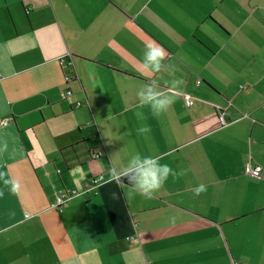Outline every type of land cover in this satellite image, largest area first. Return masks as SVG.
<instances>
[{"label":"crops","instance_id":"1","mask_svg":"<svg viewBox=\"0 0 264 264\" xmlns=\"http://www.w3.org/2000/svg\"><path fill=\"white\" fill-rule=\"evenodd\" d=\"M147 43L165 50L157 73ZM146 80L175 96L159 117L144 107L148 139ZM3 119L0 173L20 189L0 178V264H264V0H0ZM133 151L183 171L145 199L109 178Z\"/></svg>","mask_w":264,"mask_h":264},{"label":"clouds","instance_id":"2","mask_svg":"<svg viewBox=\"0 0 264 264\" xmlns=\"http://www.w3.org/2000/svg\"><path fill=\"white\" fill-rule=\"evenodd\" d=\"M146 52L143 54V68L154 73L160 71L164 65L165 50L163 47L154 43L145 44ZM157 81H145L144 86L137 92L139 97V105L134 115L141 124L136 128V132L143 135L145 139L149 138L151 131L150 125L143 123L146 119L145 106H148L151 114L159 117L162 113L167 111L169 106L174 103L175 96L162 92L154 87ZM179 81H170L172 87H175ZM9 147L8 141L0 137V153L5 152ZM109 178L121 182H126L135 189L139 195L145 199H151L153 194L160 189V187L172 177L175 179L183 169L173 168L171 164L162 162L157 156L151 154H142L139 151H133L129 155L126 163L122 167L109 168ZM0 178L3 180V185L9 193L15 194L20 189L18 180L10 176L5 177L0 173ZM195 192L206 191V185L198 183L193 186ZM4 189H0V197H3ZM115 195V194H114Z\"/></svg>","mask_w":264,"mask_h":264},{"label":"built area","instance_id":"3","mask_svg":"<svg viewBox=\"0 0 264 264\" xmlns=\"http://www.w3.org/2000/svg\"><path fill=\"white\" fill-rule=\"evenodd\" d=\"M59 63L62 68H67L68 70L69 69L72 70V71L69 70L65 73V81L67 83H69L74 78H76V74L72 68L73 60L69 53L59 57ZM200 83H201V80H198L197 84H200ZM72 95H73L72 90L70 88H67V90L65 91V96L71 97ZM184 102L187 107H190L194 104V98L188 94H185ZM76 106L80 107L81 103L80 102L76 103ZM217 110L219 112V120H220L221 125H226L228 123L226 119V108L217 106ZM8 122L9 121L7 119L0 120V128L8 125ZM245 174L253 178L260 179L262 178V174H263V166L261 164L253 165L249 162L245 166ZM102 179H103L102 177L94 179L91 185L87 184L85 185V188L83 189L85 191H89L93 189V187H95L96 184H98ZM79 193L80 192L78 189L66 190L62 192L56 197V200L52 204V207L57 210H62L73 199V197L77 196ZM233 264H244V263L233 261Z\"/></svg>","mask_w":264,"mask_h":264},{"label":"trees","instance_id":"4","mask_svg":"<svg viewBox=\"0 0 264 264\" xmlns=\"http://www.w3.org/2000/svg\"><path fill=\"white\" fill-rule=\"evenodd\" d=\"M122 179H125V182H124V183H127V182H126V178H122Z\"/></svg>","mask_w":264,"mask_h":264}]
</instances>
